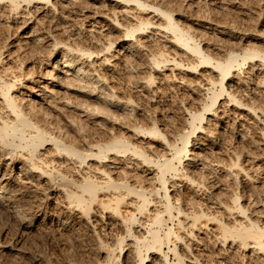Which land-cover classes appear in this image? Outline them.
Returning a JSON list of instances; mask_svg holds the SVG:
<instances>
[{"label": "bare ground", "instance_id": "obj_1", "mask_svg": "<svg viewBox=\"0 0 264 264\" xmlns=\"http://www.w3.org/2000/svg\"><path fill=\"white\" fill-rule=\"evenodd\" d=\"M58 1L63 4H60L62 8H67L70 3H72L71 1L68 3L66 0H56L54 2L52 0H0V16L2 13L1 11L6 9L10 16H13V18L16 19L19 14L23 15L22 10H25L23 7H28L32 4L36 5V2L37 4L41 3V5L44 3L45 7H49V10L52 9V12L54 13L57 4L59 5V3H57ZM117 1H119L118 3H125L126 5L127 3L132 2V5L136 10L152 13L154 16L158 17L159 21L152 23V21L142 19L141 17L138 18V16H136L138 19L135 24L123 25L116 19H110L109 24L113 29L121 33V35L117 36L118 42L114 45L117 39L111 37L106 39L105 37L104 41L101 40L102 42L99 43L95 42L97 45L95 44L96 46L94 49L91 48L90 44L88 47L90 46L89 48L91 49H88V47L85 48L84 45L81 46L75 44V42H67L70 37L69 35V37L67 36L68 38L65 39L66 41H63L62 38L59 40L54 35L55 38H51L52 43L49 42L51 44L48 48H50L48 50L45 49L46 53L44 52V54H46V59H43L46 60L45 68L47 70L43 71V75H41V72L39 71L40 73H38L41 76H38L37 73L35 77L32 76L34 75V70H32V72H30V70L29 72L22 71L24 65L21 62L16 68L18 69L17 71L12 69L15 70L14 72L11 70V68H13L11 67L12 65L4 66L5 62L3 59L8 56V54L6 53V56L3 54V47H6L5 45L0 47V156L5 160L4 165L9 166L17 161L18 158L14 156V151L18 149L24 151V153L26 151V153H28L27 156L24 154V160H27L20 161L18 170L25 174L37 170L35 171L37 175L46 174L47 181L50 182L56 180L59 176L60 182H58L59 184L57 185L63 187L62 193L66 203L71 209L74 208L82 217L89 218L93 208L97 207L101 212L109 215V218H119V224L121 223L122 228L125 229L131 237V242H129V246H131L129 249V256H131L130 264H143V260L146 257L143 251L146 253L149 250L153 252V256L155 255L157 257L158 255H162L167 260V254L163 251V245L167 246V251L173 252L175 256V262H171L170 264H185L184 257L186 254L184 253L185 255L183 257V254L178 250L179 243L181 241L183 242V234L176 233L173 227L166 223L167 220H171L172 222L178 214H182L183 216L182 219L177 217V230L183 228L190 234L193 232L194 228H199L201 225L206 227L208 220H214L213 223H215V226L220 233V236L218 237L222 238L223 241H221L223 243L229 238V240L231 239V246L237 245L239 248L241 247L243 249L248 247L247 250L255 251L256 255L257 253L263 255L264 225H261L255 221V219L252 220L249 216L245 215L247 212L244 209L245 207L243 208V206L238 203L239 195L237 193H232L233 195L231 198L229 197L232 203H230V206H228L229 204H224L225 202H222L223 199L219 198V195H217L218 193L216 195H213L212 193L210 194V191L208 192L209 194L205 193V189H208L210 184V186H212V184L215 185V183H211L213 181L210 182V178L208 179L209 174L205 171L210 173L213 169L214 171H217V169L222 171L223 174H218L217 176H215L216 172H213L215 175L211 173L212 177H216L214 179H216L217 183L218 181L224 182L226 179L235 183V185L238 183L239 179L236 175L237 172L235 171V168L238 170L239 168H242L241 166L239 167V150L233 149V156L235 155L236 157H223L225 160L227 159V161L222 160V156H216L219 153L221 154V152L216 153L217 150L212 151L213 148L220 149V146L225 148L224 146L226 145L222 146V144H224L223 142L221 144L223 135L227 130L233 128L230 127L231 124L228 119H226L230 118L227 116L228 114L230 115L231 111L225 113L226 115H224V113L219 115L217 110L218 106H214L216 105L215 103L219 96H221L225 90L226 83H223L225 77L232 76L239 84H237L238 88L253 79L250 78V80L243 78L241 75L244 70V64L251 62L252 67L253 62L255 61L254 59H256L260 64L258 69L264 74V50L262 51L261 49H258L257 45L256 48L247 46L246 48L244 45L245 48L240 51V53H236L233 51L234 49H231L223 54V57L218 55V53H216V56H213L214 54L211 55L209 50L208 53L204 50V46H201V40H198L200 37H196V33L190 30L188 26L185 27L186 25L184 26L182 24V21L179 20L180 18L176 19L173 16L171 13L172 8L168 7L167 4L169 3L167 0ZM73 4L74 3H72L71 6H73ZM172 10L176 11L174 8ZM27 11L25 12L28 13ZM59 11H61V9ZM25 12L24 14H26ZM61 12H63V9ZM56 17H58V15ZM106 18L109 19L108 17ZM20 20L23 22L22 19ZM32 27L30 29H32ZM215 27L216 33H227L224 26ZM32 31L30 32L32 40L39 41L40 38L36 37L34 35L35 33ZM74 31H76V29ZM154 33H161L166 36V44L173 45L176 49L173 50L182 55V58H178L176 55L177 53L173 54V52L172 55L167 53L166 50L168 48L165 51H163L164 49L162 50V48L160 51H157V49L151 51L152 48L150 49L149 46L143 42L144 40L141 39L142 37L143 39L147 38V40L151 38L153 39L154 36L152 37V35H154ZM80 34L82 33L77 31L72 35L78 37ZM145 47L150 50L145 53L143 52L144 55L140 58L146 63L148 74L146 73L147 75L143 80L140 79L141 81L137 78L134 80L136 89H151L155 84V76L153 72H158L161 64H163V66L165 65V67H169L170 65L171 67H180L181 69L182 66H186L190 70H195L197 65L202 64L206 70L212 73L211 77L208 76L210 77L209 80H211L209 83H214V76H216L218 80V89L212 90V93L209 95L208 93L203 92V94H205V100L201 102L202 104L200 107L197 105V107L184 109L190 116V121L188 118L185 119V124H188L190 128L186 126L182 133H178V130L174 131L176 128L174 122L170 119L171 117H169V119H164V123L161 124L163 127H160L157 123L159 119L150 115L151 111L149 112V110H144L142 108L139 109L135 105L137 102H134L133 98L126 95L127 92L126 94L124 92L122 93V82H120V80L127 82L129 76H126L134 71L133 69L136 68L137 64L140 65L138 62L136 63V59L135 62H133L130 58L133 56L136 57L138 54H143L139 53V51L142 49L145 50ZM241 48L242 47H240V49ZM224 49L221 51L228 50ZM40 52H42V49ZM183 56H185V62ZM125 57H128L129 59L125 60ZM37 68L35 70H37ZM45 68H43V70H45ZM233 68H236L234 69L235 71L232 70ZM167 69L173 71L172 68ZM262 73L261 75H263ZM246 74L248 75V72ZM36 76H38V78H36ZM40 77L42 80L39 79ZM134 77L135 76L131 79H134ZM199 82L201 83V81ZM25 83L28 85V88L33 90L35 98L40 99L42 104L45 103L48 107H51L52 110L55 111V114H59L57 116H60V119H57L56 116L53 117V114H50L47 111L48 108L41 106V103H35L34 100H31L33 97L25 100L23 96H20V93V95L16 94L15 90L17 86H25ZM259 83H257L259 85L257 86L258 88H262L261 91H263L264 79L262 78L259 80ZM226 86H228V84ZM231 89H229L230 91L228 90V94L235 92V89L234 91ZM22 92L23 91L21 90V93ZM199 93L202 94L201 92ZM151 100H153V98ZM230 101H232V103L229 106H235L241 111L245 110V113L247 112L249 115L253 113L255 114L258 110L254 106L255 104H252L249 100L243 102V100L238 99L236 95L229 98L228 102ZM156 102L157 101L155 100V103ZM205 112L211 117L205 115ZM232 112L234 113V111ZM260 112H264V110L261 108ZM237 114H239V112ZM140 118H145L149 123L142 124ZM59 120H61L62 124ZM82 120H85L94 126H92L95 128L94 133H91L90 131L92 128L88 130V128L86 129L85 126H82ZM212 125H214V127H212ZM69 129L73 131V134L77 133L78 136H76L82 141L83 147H79L80 142H78V147L75 145L73 140L75 136L71 139V135L70 138L69 135L71 133L69 134ZM233 131L235 132V129H233ZM238 132V141L246 144L249 153H256L254 152L256 146L255 140H253L254 138L248 136L247 132L243 130ZM132 137L139 139L133 141L134 139ZM77 138L75 139V142ZM178 140L180 141V144L177 143ZM262 140L264 142V138ZM154 142H157V145L159 144V149L153 148L157 146ZM145 143L147 144L146 146ZM152 143H154L155 146H150ZM46 145H49L45 149L46 151L49 149L50 151H48L50 153L52 152L51 155L53 159H62L70 164H76L75 166L78 168L79 177L69 176L65 174L66 172L62 173L56 167V164V166H54V164L50 165V162H54L51 160L49 161L51 157L48 160L41 159V157H39V161H36V159L34 160V157L40 156L41 152L39 149ZM3 147H6V149ZM194 149L196 150L194 151ZM48 151L47 153L49 154ZM1 152H4V154ZM208 152H210V154ZM47 153L45 152V154ZM45 154L43 155L44 157ZM183 157L185 158L183 159ZM65 161H63V163ZM214 161L216 164L213 163ZM9 174L10 173L7 171H0V208L5 209L6 207L11 206L12 201L15 199L14 197L17 196L15 191H13L14 187L12 188L10 185L12 181L11 183H8L9 181L7 182ZM222 176L225 180L221 179ZM226 183L227 182L225 181V184ZM169 186L172 187L170 189L172 192L169 191ZM181 186H185L189 191V194L193 197H189L190 199H186L188 198L186 196V198L183 197V194L185 193L182 191ZM160 190L163 191V195H161ZM199 191L201 193H199ZM203 193L206 195L204 198H201ZM198 194H200V196ZM211 202L216 203L217 205L219 204V207L223 203L228 212L236 210L235 213L239 212V214L244 215V218H241L239 221L237 218L236 220H231L232 223L230 222L231 224L229 223V225V221L226 223V219L223 221L215 215L216 212L219 214V210H216L214 214V211H212L213 208L212 210L209 209L208 203ZM221 209L223 210V208ZM15 211L17 214L21 213L18 208H16ZM175 212L177 215H175ZM166 216L167 219L165 218ZM63 223V225H65V223L68 225L69 220L67 222L65 220ZM137 227H139V232L135 231V228ZM161 231L162 234L159 233ZM216 235L218 234L216 233L215 236ZM123 238L124 237H121L120 240L115 242V244L113 243V245H110L112 251L117 247L119 248V251L123 249ZM99 244L100 248L103 247L102 244L104 245V243ZM179 249H181V246ZM108 250L107 252L109 253ZM109 255L110 254H108V257L106 255L108 264H117V255L114 253L112 256ZM156 260L157 259H155V262ZM193 260H195V264H198L199 260L197 258H193ZM157 263H159V261ZM201 264L203 263L201 262Z\"/></svg>", "mask_w": 264, "mask_h": 264}, {"label": "rangeland", "instance_id": "obj_2", "mask_svg": "<svg viewBox=\"0 0 264 264\" xmlns=\"http://www.w3.org/2000/svg\"><path fill=\"white\" fill-rule=\"evenodd\" d=\"M52 1L54 2L56 0H52ZM66 1L68 3L70 1L74 3L73 6H71L72 3H70L69 5L70 7L68 6L67 8L64 7L62 8L60 4L61 5L63 4L58 1L57 3H59V5L57 4V8L56 10L54 9L55 11L54 13L52 12L53 11L52 9H50L51 10L50 11L49 7H45L44 3H42V5L44 6H42L41 3L37 4L36 2V5L32 4L29 5L28 7H23V9H25L22 10L23 15L19 14L16 17V19L18 18L17 20L13 18V16H10L9 12L6 9L4 11H1L4 14L1 13L0 16V47L5 45L6 47H3L4 50L3 54L5 56L6 53L8 54V56L4 57L3 59V61L5 62L4 66L12 65L11 67L13 68H11V70L15 69L17 71L18 70L16 69L17 66H19L22 63L24 65L22 71L29 72L30 70V72H32V70H34L35 72L33 71L34 73V75H32L33 77H35V75H37L39 71L41 72V75H43L42 74L43 71L47 70L45 68L46 60L44 59H46L45 57L46 54H44V52L46 53V50L50 48V47L48 48V46L52 43V39L55 37H57V39L59 40H61L60 38H62L63 41H66L65 39H67L70 36L71 38L69 37L70 39L68 38L67 42L70 43L75 42V44H79L81 46L84 45L85 48H87L88 45L90 44L91 48L94 49V47L97 45V43L95 42L98 43L102 42L105 40L104 39L105 37L106 39L109 37L113 39H117V36L121 35V33L113 29V27L109 24L110 19L111 20L116 19L120 24L123 25L135 24V22L139 17H141L142 19H147L149 21H152V23H156L159 21L158 17L154 16V14L152 13L136 10L133 7L132 2L131 3L126 2L128 5L127 6L125 3H118L119 1L117 0L116 1L115 0H80V1L66 0ZM167 2L171 5L170 6L169 4H167L168 7L172 9L173 8L176 9V11L171 9V13L173 14V16L176 19L180 18L179 20L182 21V24L184 26L186 25L185 27L188 26L190 30L196 33L197 35L196 37L199 36L201 38L200 39L198 37L199 38L198 40L199 41L201 40L200 41L201 46L202 47L204 46L203 48L207 52L209 50L211 55L214 54L213 56H216L217 55L216 53H218V55L223 57V54H225L231 49L232 50L234 49L233 51L236 53H240V51H242L246 46L256 48L257 45L258 49H261L262 51L264 50V40H262L264 39V0H170V1L167 0ZM38 7H41L43 9ZM60 9L61 11L63 9V12L59 11ZM25 11H27L28 13H26ZM24 12L26 14H24ZM6 14L7 17L9 18L6 17ZM57 15L58 17H56ZM136 16H138V18ZM10 17L12 18V20ZM106 17H108L109 19H107ZM20 19H22L23 22ZM215 26H222V27L224 26L226 28L227 33L226 34L216 33ZM31 27L32 29H30ZM73 29L74 30L76 29V31H74ZM31 31L35 33L34 35L36 37L40 38L39 41L32 40V36L30 34ZM77 31L82 34H80L78 37L72 35ZM162 35L163 34L161 33L158 34L154 33V35H152V37L154 36L153 39L151 38L147 40V38H145L146 39L145 40L142 37L141 40H144L143 42L147 46H149L150 49L152 48L151 51L153 49L154 50L157 49V51H160L161 48L162 50L164 49L163 51H165L168 48L166 50L167 53L172 55V53L174 52L173 54L177 53L176 55L178 56V58L179 57L182 58V55H180L178 52H175L173 50L175 49L173 45L166 44L167 43L165 39L166 36L164 35L162 36ZM255 37L258 39H256ZM95 38L98 40H96ZM46 39L49 41H47ZM117 42L118 39L116 40L114 45ZM168 46L171 48H169ZM89 47L88 49H91ZM240 47L242 48L240 49ZM149 48L147 49L145 47V50L142 49L140 50L141 52L139 51V53H143V52L145 53L146 51L150 50ZM41 49L42 52H40ZM223 49L226 51H221ZM144 53L138 54L136 57L133 56L132 58H130V60H133V62H135L136 59V63L138 62L140 65L137 64L136 68L133 69L134 71L130 73V75L126 76V77L129 76L127 80L128 83L126 81L120 80V82H122V88H121L122 93L124 92L126 94L127 92L126 95L133 98L134 102H137L135 103V105L139 109L142 108L144 110H149V112L151 111L150 115L155 116L159 119L157 123L160 125V127H163V125L161 124L164 123V119L167 118L169 119V117H171L170 119H172V122H174L176 128L174 129V131L178 130L177 131L178 133L180 132L182 133L186 126L190 128L188 124H185V119L188 118V120L190 121V116L188 113H186L184 109L197 107V105L200 107L202 104L201 102L205 100V96H204L205 94H203V92L208 93L209 95L212 93L211 92L212 90L218 89L219 88L218 80L216 76H214L213 78L214 83L212 84L209 83L211 81L209 80V78L211 77L212 73L206 70V68H204L202 64L197 65L195 70L194 69L190 70L186 66L185 67L182 66L181 69L180 67L176 68V67H171L170 65L169 67H165V65L163 66V64H161L158 72L157 71L153 72L155 76V82H154L155 87L153 86L154 88L152 87L151 88L152 90L151 89L139 90V88L136 89L134 80L136 78L138 80L140 79L143 80V78L148 74V68L146 66V63L143 62L140 58L142 57V55H144ZM184 57L185 56H183L185 62L186 60ZM38 59L40 60V62ZM124 59L126 60L129 58L125 57ZM254 60L255 61L253 62L252 67H251V62L246 63L249 65L244 64L245 65L244 70L241 74L243 78H247V79L253 78V79L252 80L250 79L251 81H249L247 84L245 83L246 86L241 85L240 83L242 88L241 87L238 88L237 86L238 83L235 79H233L232 76L225 77L223 83L224 84L226 83L225 84L226 91L224 90L222 95L219 96V98L215 103L216 105L214 106V107L218 106L217 110L219 112V115H222V113L226 115L225 113H229L231 111L230 115L228 114L227 116L230 118H226V117L225 118L228 119V121L231 124L230 127L233 128L227 130L226 131L227 133L226 132L224 133L223 140L221 141V144L222 142L224 143L222 144V146L226 145L224 147L227 148L225 149L220 146V149L222 148L223 150L213 148L212 151L217 150L216 153L221 152V154L219 153L218 155H216L218 157L222 156V158L223 157L231 158L232 156L233 158L236 157L235 155L233 156V149L239 150V156H238L239 167L241 166L242 168H239V170L235 168V171L237 172L236 175L239 179L238 183H236L235 185V183L230 182V180L228 179L225 180L223 176L221 179H224L227 183L225 184V181L224 182L218 181L217 183L216 179H214L216 178L215 176L223 173L218 169L217 171H214V169L212 168L213 170L211 173L216 172L215 173L216 175L213 173V175L215 176L212 177V174L210 172L208 171L205 172L209 174L208 179L210 178L209 179L210 182L213 181L211 183H215V185L212 184V186H210L211 184L210 185L208 184L209 185L208 189L210 190L205 189V193H208L209 191L210 194L212 193L213 195H216L218 193L217 195H219V198L223 200L225 199L224 201L222 200V202L223 203L225 202L224 204H229L228 206L232 204L231 199H229V197L231 198V196L233 195L232 193H237L239 195L238 203L241 204L243 208L245 207L244 209L247 212V213L245 212L246 213L245 215L249 216L252 220L255 219V221H257L261 225H264V142L262 140L264 138V129H262L264 128V112H260L261 108L262 110H264V92H263L264 89L263 91H261L262 88L260 87L258 88L259 85L257 84L259 83V80H261L262 78L264 79L263 77L264 74L260 72V69H258L260 67L259 62L256 59ZM36 68L37 70L38 69L39 70L38 71L35 70ZM43 68H45V70H43ZM167 68H172L173 71L171 69L168 70ZM234 69L236 68H233L232 70L235 71ZM15 70L12 71L14 72ZM202 72L204 73V75ZM247 72L248 75L246 74ZM39 73L38 76L40 75ZM261 73L263 75H261ZM38 76H36V78H38ZM133 76H135L134 79H131L133 78ZM39 79L42 80L41 77ZM199 81H201V83ZM227 84L228 86H226ZM27 88L28 85L25 83V86H17L15 92L18 95L21 94L20 96H23L25 100L29 99L30 97L31 98L33 97L32 99L31 98L30 99L34 100L35 103L37 102L41 103L40 99L35 98L33 90L31 88L28 89ZM229 89H231L232 91H234L235 89V92H231L232 94H228V92L230 91ZM21 90L23 91L22 93ZM199 92H201L203 95L200 94ZM151 93L154 95H152ZM233 95H236L240 100L242 99L243 102L249 100V102L255 104L254 106L256 107V109L259 110V112L257 110V112L255 113L256 115L253 113L250 114L251 115L250 117V115L247 112L245 113V110L241 111L238 110L233 105H232L233 107L229 106L231 105L232 101L228 102V99L231 98ZM152 98L153 100H151ZM155 100L157 101L156 103ZM40 105L44 106L45 108H48L49 110L47 109V111L50 114H53V117L56 116L57 119H60V116H57L59 114L58 113L55 114V111L52 110L51 107H48L45 103L44 104L41 103ZM232 111H234V113ZM238 112L239 114H237ZM205 115L210 116L209 114H207V112H205ZM146 121L147 120L145 118L143 119L140 118V122H142V124L149 123L148 121L147 122ZM59 122H61V120H59ZM81 124H83L82 126L83 127L85 126L86 129L88 128V130L92 128V130L90 131L91 133H94L95 128H93L94 126L92 124H90L85 120H82ZM212 127H214V125H212ZM242 128H244L245 130ZM233 129H235V132L233 131ZM69 130H68L69 134L71 133L69 135L70 138L71 135H72L71 139H73V137L75 136L73 139L75 145L78 147V145L80 144L79 147H81L83 143L81 140L77 138L78 136L77 133L73 134V131L72 130L69 131ZM242 130L247 132L248 136L250 137L252 136L254 138L253 140H255V145H256L254 152L256 153L254 154L249 153L246 144L242 143L241 141L240 142L238 141V136H237L239 133L238 131H242ZM76 138L77 140L75 142ZM133 139H134L133 141H137L139 138L136 139L134 137ZM257 139L260 140L258 141ZM78 142L80 143L78 144ZM154 143L157 145V142ZM154 143H152L150 146H155ZM177 143L180 144V141L178 140ZM146 145L147 144L145 143V146ZM48 146L49 145H46L43 148L45 149ZM3 148L6 149V147ZM43 148L39 149V151L42 154L39 152L40 156L34 157V160L36 159V161L37 160L39 161L40 159L39 157H41V159L48 160L51 157L49 161L51 160L54 162H50V165L51 164H54V166L57 165L56 167L62 173L66 172L65 174L69 176L79 177L78 168L77 166H75L76 164H72V163L70 164L69 162H66L65 160L62 159L61 160L57 158L53 159L51 155L52 152L50 153L49 152L50 150L47 149V151L49 150L48 151L49 154H48L46 149L44 150ZM153 148L159 149L160 146L158 144ZM195 150L196 149H194V151ZM16 151H14L13 153L14 156H16V158H18L19 160L17 159L15 163L9 166L4 165L5 160L3 159L2 156H0V171L3 172L7 171L10 173L9 178H7V182L9 181L8 183H11L12 181L10 185L12 186V188L14 187V189H16V190L13 189V191H15V194H17V196L14 197L15 199L14 201H12L11 206H9L11 209L9 207H6V209L0 208V264H108V259L106 258V255L107 257L108 254L112 256L113 253L116 254L118 257L117 264L119 263L130 264L131 256H129L130 254L129 249L131 246H129V242H131V237L128 235V232H126V230L122 228L121 223L119 224V220H120L119 218L111 219L109 218V215L101 212L99 209H97V207L93 208L89 218L82 217L74 208L71 209V207H69L68 204L66 203V200L64 199L62 193L63 187L57 185L59 184L58 182H60L59 176L56 178V180L51 181L52 182L51 183L50 181H47L46 174L37 175V173L35 172L37 170L30 171L28 173L29 175L19 171L18 170L19 163L20 161L27 160V159L24 160L25 159L24 157L25 155L27 156L28 152L26 153L25 151L24 153V151H21L19 149ZM45 152L47 154H45ZM1 153L4 154V152ZM16 153L20 157H18ZM43 153L45 154V157L43 156L44 155ZM208 153L210 154V152ZM184 158L185 157H183V159ZM224 158L222 160H225ZM59 160L60 163L62 162L61 164L59 163ZM63 161L65 162L63 163ZM225 161H227V159ZM213 163L216 164L215 161ZM35 175H37L38 177ZM171 188L172 187L169 186V191H171L170 190ZM181 188L182 191L185 193L183 194L184 195L183 197L185 196L188 197V198L185 197L186 199H190L193 197L192 195L189 194V191L185 186H181ZM160 192L161 195H163V191L160 190ZM199 193L201 192L199 191ZM205 193L201 195V198L205 197L206 195ZM198 195L200 196V194ZM223 203L219 207V204L217 205L216 203L211 202L208 203V207L211 210L213 208L212 211H214V214L216 210H219V214H217L216 212L215 215L218 216L219 219H222L223 221H225L226 219L225 221L226 223L227 221H229L228 224L231 222V220L232 221L234 219L236 220V218L238 221L241 218H244L243 217L244 215L239 214V212H236L238 213L236 214L235 213L236 210H232L233 212L232 211L228 212L226 206ZM12 204H14L15 206ZM16 208L20 210L21 212L20 214L15 213ZM221 208H223V210ZM175 215H177L176 212ZM182 216H183L182 214L177 215V217H180V219H182ZM177 217L174 218L172 222L171 220H167L166 223H168V225L170 224L169 226H172L176 233L181 235L183 234L182 235L183 242L181 241L179 243L178 250L180 253L183 254V257L186 254L184 257L185 264H195L196 262L195 260H193V258H197L199 260L198 264H201V262L203 264H264V254L262 255L261 253H259L260 254L259 255L257 253L256 255L255 251L247 250L248 247L246 249H243L241 247L239 248L237 245L232 244L233 246H231V239L229 240V238H227L224 241L225 243H223L222 238L218 237L220 236L219 235L220 233L218 232L215 223H213L214 220H208L207 226L206 227L204 226L205 228L201 225L199 228L197 227L194 228L193 232L189 234V232H186L187 230L183 228L179 230L176 229V222L178 221ZM165 218L167 219V216ZM65 220L66 222L69 220L68 225L66 223L65 225H63L64 224L63 222ZM135 231L139 232V227L135 228ZM159 233L162 234V231ZM216 233L218 235L215 236ZM121 237H124L123 249L119 251V248L117 247L115 248V250L112 251L110 245L111 244L113 245V243L115 244V242L120 240ZM99 243H104V245L102 244L103 247L101 246L102 248L99 247L100 245ZM180 246L181 249H179ZM107 250L109 251V253L107 252ZM163 251L167 254L166 255L167 260L162 255L161 256L158 255L159 257L158 256L156 257L155 255L153 256V252L151 250L147 251L146 253L145 251H143L144 255L146 256L145 259L143 260V264H156L158 261L159 263L157 264H161V263L170 264L171 262H175L176 260L175 256L173 252L167 251V246L163 245ZM155 259H157L156 262Z\"/></svg>", "mask_w": 264, "mask_h": 264}]
</instances>
